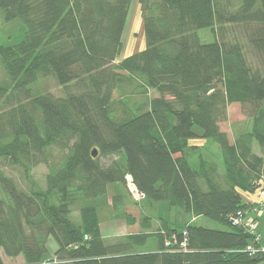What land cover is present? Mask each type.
<instances>
[{
  "label": "trees",
  "instance_id": "16d2710c",
  "mask_svg": "<svg viewBox=\"0 0 264 264\" xmlns=\"http://www.w3.org/2000/svg\"><path fill=\"white\" fill-rule=\"evenodd\" d=\"M137 1L146 46L120 57L132 0H0L4 18L25 26L17 42L0 44V159L20 166L28 185L0 171V264L2 252L25 264L264 262L247 250L264 238L232 219L264 203V155L254 146L264 150V65L247 56L264 61V0ZM227 23L239 30L233 41ZM48 77L62 95L36 88ZM232 103L251 121L234 141L220 126ZM56 148L64 153L54 160ZM39 164L45 185L33 174ZM129 176L158 225L143 211L126 215L141 229L109 241L97 203ZM242 191L260 199L244 201ZM151 236L157 249L137 251Z\"/></svg>",
  "mask_w": 264,
  "mask_h": 264
},
{
  "label": "rangeland",
  "instance_id": "374dc122",
  "mask_svg": "<svg viewBox=\"0 0 264 264\" xmlns=\"http://www.w3.org/2000/svg\"><path fill=\"white\" fill-rule=\"evenodd\" d=\"M237 2V1H236ZM235 25L227 23L225 28L226 38L233 41L234 35L239 34V30L234 27ZM25 32L24 24L19 20L15 19L12 21H7L0 9V44H11L17 42ZM200 37L203 41L211 40L207 36L209 35L204 30L199 31ZM206 34V35H205ZM243 35V32L242 34ZM244 41L245 38L241 37ZM124 45L121 50L120 57L128 56L135 51L141 50L146 46V40L144 36L143 30V15L141 11V7L137 0H132L130 13L126 25V29L123 36ZM247 56L249 61L253 65L260 66L263 69L264 61L260 56L253 54L252 51H247ZM264 71V70H262ZM6 78L5 72L0 64V81ZM41 91H49L55 95H62L63 89L60 85L57 84L53 77H48L42 79L39 84H37ZM157 95L155 92L151 94ZM2 98H0V108ZM251 121L249 119V111L246 110L240 103H232L228 106V118L225 121L220 123L221 129L226 131L229 135L231 141H234L235 137L241 132L249 127ZM255 151L264 155V150L261 149L260 146L254 145ZM63 151L59 149H55L53 152V159L57 160L59 157L63 155ZM209 155L211 158L214 157L215 161L219 164L220 169L223 170L222 165V156L217 149L216 146H209ZM117 157V155H115ZM104 161L107 159H103ZM0 171L5 175L12 177L18 183L20 187L23 189H27V181L24 177L23 170L20 166L11 165L5 159H0ZM48 172V167L45 164H39L33 169V174L35 178L41 183L45 185V175ZM243 200L249 201L250 199H260L258 196V192L251 193L247 191L241 192ZM117 197L123 198L122 204L120 207H114V199ZM142 194L137 190L136 186L132 182L131 178H128L125 185H121L119 183L112 184L109 186L107 193L98 200V213L100 216V220L102 223L103 235L109 241H115L119 239L121 236L130 232H137L141 228L139 224H128L126 220V215H131L135 218H140V214L146 212L154 216L153 229L158 225V221L156 219L157 208H147L143 205ZM262 198V197H261ZM255 215L259 219V225L261 221V225L259 228V232H261L262 236H264V208H260L258 212H255ZM172 221L175 220V211L171 213ZM74 217L76 219L79 218L78 211L74 212ZM191 217V216H188ZM79 221V220H78ZM196 223L205 225L211 228L224 229L225 226L220 222L210 219L205 216H200L195 220ZM260 235V233H258ZM261 238V235H260ZM51 251H54L56 247L55 242L51 239L49 242ZM264 247V244H259L258 247ZM157 249V241L154 236H151L148 239V242L144 245H141L137 248L139 252H148L154 251ZM2 256L5 264H25V260L23 256L18 257H8L2 252ZM261 264H264L262 262Z\"/></svg>",
  "mask_w": 264,
  "mask_h": 264
},
{
  "label": "built area",
  "instance_id": "2783aa9c",
  "mask_svg": "<svg viewBox=\"0 0 264 264\" xmlns=\"http://www.w3.org/2000/svg\"><path fill=\"white\" fill-rule=\"evenodd\" d=\"M128 178H131L130 176ZM132 179V178H131ZM261 195L264 196V187L260 189ZM264 208V203L262 202L259 205L251 206L249 209L238 211L236 216H233V221L236 224L243 226L248 232L255 235V239L260 240V235L258 234L259 219L255 215V212H258L260 208ZM247 250L253 253H264V247H258V249L253 245L249 244Z\"/></svg>",
  "mask_w": 264,
  "mask_h": 264
},
{
  "label": "crops",
  "instance_id": "0c3cea01",
  "mask_svg": "<svg viewBox=\"0 0 264 264\" xmlns=\"http://www.w3.org/2000/svg\"><path fill=\"white\" fill-rule=\"evenodd\" d=\"M260 225H261V221H260ZM260 225H259V227H260ZM258 230H259V228H258ZM258 233H260L261 237L264 238V236H262L261 232L258 231Z\"/></svg>",
  "mask_w": 264,
  "mask_h": 264
}]
</instances>
